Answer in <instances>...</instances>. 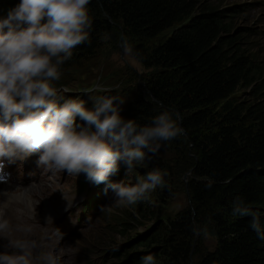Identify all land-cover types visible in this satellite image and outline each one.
Wrapping results in <instances>:
<instances>
[{
  "label": "trees",
  "instance_id": "1",
  "mask_svg": "<svg viewBox=\"0 0 264 264\" xmlns=\"http://www.w3.org/2000/svg\"><path fill=\"white\" fill-rule=\"evenodd\" d=\"M1 1L0 19L20 2ZM88 7L90 42L75 48L62 69L76 68L90 57L97 36L121 22L138 60L154 70L145 82L149 98L135 99L129 119L143 125L163 109L176 108L186 132L180 138L193 160L187 206L166 224L136 233L129 248L114 247L111 256L121 259L112 264H141L147 254L156 264H188L191 250L194 264H264V239L250 227L251 218L232 214V202L240 196L259 214L264 229L262 71L242 44L243 32L230 25L231 9L212 7L207 0H91ZM169 28L166 38L153 42ZM245 87L252 89V98L238 99L236 92ZM127 206L124 219L114 224L124 237L134 228L132 222L150 212L146 199ZM194 223L212 230L213 249L202 252L193 246Z\"/></svg>",
  "mask_w": 264,
  "mask_h": 264
},
{
  "label": "clouds",
  "instance_id": "2",
  "mask_svg": "<svg viewBox=\"0 0 264 264\" xmlns=\"http://www.w3.org/2000/svg\"><path fill=\"white\" fill-rule=\"evenodd\" d=\"M91 0H20L0 19V173L9 163L39 152L37 164L51 171L86 178L105 191L111 190L113 204L133 205L157 187H166L168 173L152 168L137 176L134 184L112 182L118 162L129 175L148 153L156 155L164 142L186 136L178 112L163 109L146 124L120 115L124 100L106 94L90 96L92 108L79 97L63 96L56 86L62 66L73 50L90 42L93 20ZM122 54L136 55L128 38L120 37ZM97 92L109 89L97 87ZM79 121V122H78ZM206 187H211L209 182ZM111 211L108 206L103 211ZM232 214L250 217V227L264 239L260 216L237 196ZM11 230L9 220L0 218V233ZM30 232L31 228L23 229ZM194 235L206 236L207 227L194 223ZM0 251V264H60L54 251H37L34 240L10 239ZM141 264H156L154 255Z\"/></svg>",
  "mask_w": 264,
  "mask_h": 264
},
{
  "label": "rangeland",
  "instance_id": "3",
  "mask_svg": "<svg viewBox=\"0 0 264 264\" xmlns=\"http://www.w3.org/2000/svg\"><path fill=\"white\" fill-rule=\"evenodd\" d=\"M207 1L212 7L231 9L229 23L234 30L243 32L242 44L246 45L249 53L255 55L256 63L262 71V85H264V0ZM171 31L172 28L164 30L153 42L166 38ZM121 35L126 36L121 22H112L110 29L97 36V46L90 57L87 56L84 61H80L76 68L61 69V79L56 82V86L61 95L79 97L86 102L85 106L88 108L93 106L90 96L102 94L116 96L119 100H124V103L120 105V115L128 120L134 113L135 99L149 98L146 94L145 82L154 70L144 67L136 55L122 54ZM97 87L111 91L97 92L95 91ZM251 91L250 87L240 88L235 95L238 99L249 100L252 98ZM168 110L178 112L174 107ZM191 156L190 146L178 137L173 141L164 142L156 155L148 153L145 161L137 165L130 175L127 167H124L121 178H110L112 182L125 181V183L134 184L137 176L145 175L152 168L158 167L168 173L165 177L166 187H157L147 194L146 200L150 207L148 217L140 220L141 222L131 221L134 228L130 230L127 237L119 236L114 224L124 219V211H127L128 206L113 204L114 196L110 189L100 191L87 187L84 191H79L78 181L83 173L75 177L68 175L66 171L35 168L31 162L18 160L5 167L11 176V181L7 185H0V192L4 188L20 192L18 184L21 188H26L34 186L39 179H42L44 186L56 184L52 190L51 187L45 190L48 203L54 206L50 211H46L42 208L41 200L35 190L31 189L29 197L34 204L22 203V199L17 198V193V196L13 198L16 201H10L20 209L17 219L15 218L16 209L13 208L14 212H5L7 206L0 209L5 212L2 218L9 220L11 226L19 227L18 220L21 219L24 223V216H27L24 213L27 211L29 216L32 215L31 217L41 218L39 214L41 213V222L50 223L49 226L45 227L41 222L32 226L44 231L46 237L55 244L52 250L60 258V264H105V255L108 256L107 264H112L121 259L114 254L111 256L110 253L114 247L120 248L118 246L121 245L122 248L124 246L129 248L136 233L144 232L157 222L166 224L177 212L187 206L189 193L186 184L191 176L190 169L193 163ZM92 194H95L96 203L89 201ZM52 200L54 203H50ZM105 206L110 207L111 211L102 212V207ZM26 222L31 221L26 220ZM38 226L43 229H39ZM207 230L206 236L196 235L193 241V246L197 245L202 252L211 250L216 245V236L209 227ZM42 237L44 235L39 236L35 233L34 236L20 235L17 239L34 240L38 246L37 251H45L40 249L44 245L40 243ZM108 244H111V247ZM4 250L0 249V251ZM163 257L161 254L160 258ZM195 260L196 257H190L188 264H194ZM162 263L159 262V264Z\"/></svg>",
  "mask_w": 264,
  "mask_h": 264
},
{
  "label": "bare ground",
  "instance_id": "4",
  "mask_svg": "<svg viewBox=\"0 0 264 264\" xmlns=\"http://www.w3.org/2000/svg\"><path fill=\"white\" fill-rule=\"evenodd\" d=\"M0 185H2V184H0ZM5 185H7V184H5ZM55 186H56V184H50L48 186L34 185V186L26 187V188H18V189H21L20 192H14L11 188H4L2 192L5 193V196L2 197V203L3 204H2V207H0V209L4 208V206H7V208L5 209V212H14L16 209L15 218L17 219V215H18V213H20V209L16 208L15 205H13V203L10 202V200L7 197V194H10L11 198H15L17 196V193H18L17 198L19 200L22 199V203L26 202V203L34 204L31 200V198L29 197V194H30L31 189H32L33 191L35 190L36 195L39 196V199L41 200L42 208H44L46 211H48V210L50 211V209H52V207L54 205L48 203L47 192H45V190L47 189V187H51V190H52V188H54ZM14 188H17V187H14ZM22 203H21V205L24 206ZM50 203H54V201L52 200ZM13 208H15V209H13ZM5 212H3V211L0 212V218H2V216H5L4 215ZM46 213H51V212H46ZM24 215H27V216H24V223L21 219L18 220L19 227L11 226V230L8 233H0V249H4V245H6L9 242L6 238H3L4 236H7L10 239H17V237L20 235L25 236V235L29 234L31 236H34L35 233H37V234H39V236L44 235V237H45V239H44V237H42L43 239H41V241H40L41 244H44L40 249H44L45 251H53L52 249L55 248V244L51 240H49V237H46L44 231L37 230L35 227L32 226V225H36V224L40 223V218L39 217H31L32 215L29 216L30 215L29 211L24 213ZM9 216H10V214H9ZM26 220H29L31 222H26ZM14 221H12V222H14ZM44 226H45V224H44ZM26 227H30L31 231L30 232L23 231V229ZM45 227H47V226H45ZM39 229H43V228L39 227Z\"/></svg>",
  "mask_w": 264,
  "mask_h": 264
},
{
  "label": "water",
  "instance_id": "5",
  "mask_svg": "<svg viewBox=\"0 0 264 264\" xmlns=\"http://www.w3.org/2000/svg\"><path fill=\"white\" fill-rule=\"evenodd\" d=\"M153 226H154V225H153ZM150 228H152V226H150L149 228H147L146 231H148ZM144 232H145V231H144ZM133 239H134V238H133ZM133 239H132V240H133ZM118 247H121V245H119ZM191 255H192V250L190 251V257H191Z\"/></svg>",
  "mask_w": 264,
  "mask_h": 264
}]
</instances>
